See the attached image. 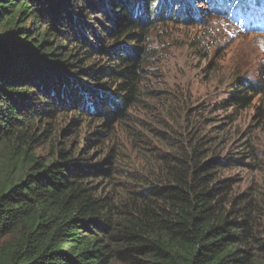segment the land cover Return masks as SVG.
Segmentation results:
<instances>
[{
	"label": "trees",
	"instance_id": "obj_1",
	"mask_svg": "<svg viewBox=\"0 0 264 264\" xmlns=\"http://www.w3.org/2000/svg\"><path fill=\"white\" fill-rule=\"evenodd\" d=\"M194 1L264 24V0ZM191 2L0 0V264H264V153L236 122L259 82L134 112L151 30Z\"/></svg>",
	"mask_w": 264,
	"mask_h": 264
},
{
	"label": "rangeland",
	"instance_id": "obj_2",
	"mask_svg": "<svg viewBox=\"0 0 264 264\" xmlns=\"http://www.w3.org/2000/svg\"><path fill=\"white\" fill-rule=\"evenodd\" d=\"M191 3L195 5L193 14L201 20L196 18L194 23L185 24L168 22L151 30L147 46L153 56L141 65L140 85L155 94L145 97L151 105L148 111L137 106L134 112L140 119L153 122L166 116L171 100L166 97H179L181 105L190 100L193 103L215 100L237 77L251 78L262 89L236 122L239 128L257 130L255 136L264 153V34L251 27L242 28L235 9L214 14L207 5L194 0ZM253 5L258 4L251 2L250 6ZM259 111L262 114L257 117ZM140 119L137 118L135 126L141 130ZM75 132L60 140L69 141L74 148L80 139ZM48 144H39L38 152L49 155Z\"/></svg>",
	"mask_w": 264,
	"mask_h": 264
}]
</instances>
